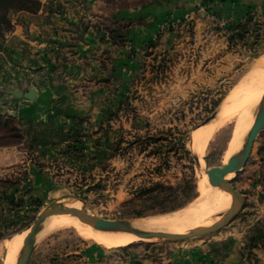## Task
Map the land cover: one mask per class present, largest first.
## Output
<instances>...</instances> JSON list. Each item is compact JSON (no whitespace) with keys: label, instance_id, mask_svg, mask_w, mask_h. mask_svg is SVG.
Wrapping results in <instances>:
<instances>
[{"label":"rangeland","instance_id":"obj_1","mask_svg":"<svg viewBox=\"0 0 264 264\" xmlns=\"http://www.w3.org/2000/svg\"><path fill=\"white\" fill-rule=\"evenodd\" d=\"M190 14L189 21L184 18L169 20L167 28L160 31L155 44L159 48V44L168 43L167 35L172 33L176 36V40H171L173 49L171 52L156 50V55L161 56L159 60H155L157 56L147 59L113 115L111 121L115 129L104 133L98 130L99 137L94 139L91 149L83 145L85 134L75 135L67 151L61 153L62 157L68 155L69 158L41 162L36 154V138L21 129L16 113L11 109L14 102H1L0 180L12 177L19 180L16 191H7V194L22 200L23 205L16 208L9 203L3 204L0 232L4 237L0 239V264H6L8 257L16 264L17 254L27 241L24 239L29 232L27 228L54 203L84 205L89 213L109 220L150 219L166 214L146 213L136 218L129 214V208L123 203L130 200L144 183L152 180L175 185L192 169L199 194L180 209L183 210L199 199L204 170L224 163L244 145L247 137L239 149L228 156L238 121V113H232L230 102L251 69L264 57V14L253 10L236 21L233 17H219L208 3L199 5ZM212 15L225 21L226 25L217 27ZM213 114L217 116L203 125ZM211 125L214 130L203 138ZM11 127L17 130L12 132ZM168 130H172L177 142L186 145L195 157L193 163L182 152L177 156L170 153L158 158L141 152L139 146L127 149V142L122 144V150L115 158L110 157L109 143L118 144L123 137L132 141L137 135ZM196 158L201 159L199 166ZM28 164L40 169L41 184L33 178L30 186H25L30 177ZM158 168L162 169L161 174H158ZM230 180L244 197V204L234 221L215 234L176 242L144 241L124 248H109L80 236L73 227H60L37 236L28 264H167L170 256L167 251L169 254L178 246L209 241L224 235L238 221L259 218L251 228V235L257 240L264 206V129L246 167ZM97 184L103 186L97 187ZM260 241L264 242V234ZM251 247L247 245L246 257L254 254Z\"/></svg>","mask_w":264,"mask_h":264},{"label":"crops","instance_id":"obj_2","mask_svg":"<svg viewBox=\"0 0 264 264\" xmlns=\"http://www.w3.org/2000/svg\"><path fill=\"white\" fill-rule=\"evenodd\" d=\"M39 1L41 9L37 14L12 16L13 30L0 41V104L14 102L11 109L21 129L36 138V154L45 163L57 162L75 135L85 134L83 145L91 149L99 137L98 130L104 133L115 129L113 115L147 59L157 56L156 50L173 49L171 40L176 36L172 33L167 35L168 43L151 48L169 20L183 19L207 3L219 17H233L236 21L253 10L264 14V0ZM110 23L129 25L128 30L119 31L122 43L111 42L108 37L103 40L105 26ZM31 89L37 91L34 102L4 92L28 93ZM65 157L69 158L65 155L62 159ZM28 168L30 177L25 186H30L33 178L41 184L40 169L30 164ZM260 218L257 240L251 228L260 219L238 221L224 235L178 246L169 254L167 251L170 256L166 262L264 264V242L260 241L264 234V206ZM247 245H252L251 257L245 256Z\"/></svg>","mask_w":264,"mask_h":264},{"label":"bare ground","instance_id":"obj_3","mask_svg":"<svg viewBox=\"0 0 264 264\" xmlns=\"http://www.w3.org/2000/svg\"><path fill=\"white\" fill-rule=\"evenodd\" d=\"M263 95L264 57L259 59L255 66L251 69L244 79L242 87L240 90H238L237 94L233 96V99L230 102L232 113H238V121L236 125V131L228 149L229 152H227L228 156L239 149L241 143L246 140V137L248 140L250 134V125L255 122L256 113L254 115V109L259 106ZM217 123L219 122L217 121ZM253 125L251 126V129ZM213 128L214 125L209 126L203 133V138H206L210 132L214 130ZM245 144L246 142L236 153L241 151ZM235 154L233 153V155ZM229 159L230 158L227 157L224 164H226ZM199 161L201 163L200 158ZM206 171L207 170H204L203 179L199 184L200 197L194 204L183 210L166 215H161L150 219L131 221L133 226L146 232L162 231L181 233L195 227L207 226L218 221L229 209L232 203V197L227 191L214 188L211 184V186H209V179ZM233 176L234 173H228L226 180L232 179ZM213 188L215 190H213ZM59 204L68 205L82 210V207H78L76 204L67 202H61ZM60 227H73L80 236L93 240L94 242L109 248L124 247L131 243L140 241L139 238L130 232L114 229H109L108 231H99L94 229L89 224L82 223L78 218L69 215L54 216L53 219L47 222L42 232ZM26 236L24 238L25 240H27ZM147 241L152 242L155 240ZM6 264H14L13 259L8 257Z\"/></svg>","mask_w":264,"mask_h":264},{"label":"trees","instance_id":"obj_4","mask_svg":"<svg viewBox=\"0 0 264 264\" xmlns=\"http://www.w3.org/2000/svg\"><path fill=\"white\" fill-rule=\"evenodd\" d=\"M41 9V2L39 0H0V41L4 40L13 30L12 16L17 13L37 14ZM129 25L121 23H110L105 26L107 34L103 35V40H108L114 43H122L119 36L120 30H128ZM157 44H152L151 48H156ZM150 49V47H149ZM151 54V53H149ZM157 60V57H155ZM129 104V99L127 101ZM0 127H3L1 125ZM9 124V122L5 123ZM11 131L17 129L11 127ZM108 142L109 138L107 137ZM127 142V149H133L139 146L141 152H148V155L162 158L173 153L177 156L180 152L186 154L189 160L193 163L194 158L191 152L187 149L184 143L177 142V138L172 134V130L161 132L159 134L147 133L146 135L134 136L132 141H126L123 137L118 144L109 143L111 148L110 157L115 158L122 150V144ZM149 150V151H148ZM110 167V165H105ZM158 174H161V168L156 169ZM15 180V181H14ZM19 186V180L15 178H5L0 180V216L4 203H9L16 208L23 205L22 200H16L14 195L8 196L7 191L15 190ZM97 187H102V184H97ZM16 191V190H15ZM133 197L124 202L123 206L129 208V214L134 217H143L146 213L167 214L180 210L187 206L190 202L198 197V187L194 178L193 170L190 174L184 177L175 185H165L161 181H149L140 186L134 193ZM133 212V213H131ZM131 215V216H132ZM4 237L0 232V239Z\"/></svg>","mask_w":264,"mask_h":264},{"label":"water","instance_id":"obj_5","mask_svg":"<svg viewBox=\"0 0 264 264\" xmlns=\"http://www.w3.org/2000/svg\"><path fill=\"white\" fill-rule=\"evenodd\" d=\"M6 94L11 95L20 100H27L34 102L37 97V91L31 89L28 93H23L17 90H5ZM217 114H213L211 117L207 118L203 125L209 123L213 120ZM264 129V95L261 102L257 108L255 115V122L250 131L249 138L246 141L245 146L241 151L233 155L229 161L224 164L221 163L206 171L209 179V183L214 187L223 191H227L232 197V203L229 209L222 215V217L207 226L195 227L185 232L174 233V232H146L137 229L133 226L131 221L127 220H109L95 216L87 210L83 205L82 210L68 206L60 205L59 203H54L47 208H45L37 219L27 228L29 231L27 234V241L23 244V247L17 254L16 264H28L33 253L37 236L42 232L48 220L57 215H69L78 218L82 223L89 224L94 229L99 231H108L109 229L122 230L130 232L139 238L140 241L144 242L147 240L155 241H169L176 242L187 239L203 238L221 231L223 228L228 226L234 219L239 215L244 204V197L236 190L233 186L231 180H226L228 173L237 174L242 171L253 152L255 142L259 137L260 133ZM196 163L199 166V158H196ZM136 243V242H135ZM134 244V243H132ZM130 244V245H132ZM128 245V246H130ZM125 246V247H128ZM124 248V247H118Z\"/></svg>","mask_w":264,"mask_h":264},{"label":"built area","instance_id":"obj_6","mask_svg":"<svg viewBox=\"0 0 264 264\" xmlns=\"http://www.w3.org/2000/svg\"><path fill=\"white\" fill-rule=\"evenodd\" d=\"M190 18H191V14H186L185 17H184V21H185V20H186V21H189ZM212 19H213L214 22H216V25H217V27H219V28H223V27L226 25L225 21H222V20L219 19L216 15H212ZM167 26H168V23H165V24L162 26L161 31H164V30L167 28Z\"/></svg>","mask_w":264,"mask_h":264}]
</instances>
